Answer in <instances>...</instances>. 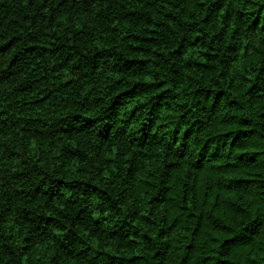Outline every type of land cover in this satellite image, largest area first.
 Returning a JSON list of instances; mask_svg holds the SVG:
<instances>
[{
    "label": "trees",
    "instance_id": "1",
    "mask_svg": "<svg viewBox=\"0 0 264 264\" xmlns=\"http://www.w3.org/2000/svg\"><path fill=\"white\" fill-rule=\"evenodd\" d=\"M0 264H264V0H0Z\"/></svg>",
    "mask_w": 264,
    "mask_h": 264
}]
</instances>
